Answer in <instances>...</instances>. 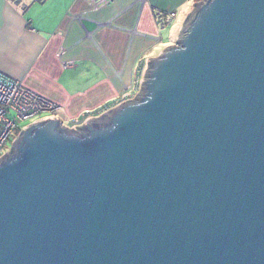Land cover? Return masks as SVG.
Wrapping results in <instances>:
<instances>
[{"label": "water", "instance_id": "obj_1", "mask_svg": "<svg viewBox=\"0 0 264 264\" xmlns=\"http://www.w3.org/2000/svg\"><path fill=\"white\" fill-rule=\"evenodd\" d=\"M142 88L0 159V264H264V0L194 3Z\"/></svg>", "mask_w": 264, "mask_h": 264}, {"label": "crops", "instance_id": "obj_2", "mask_svg": "<svg viewBox=\"0 0 264 264\" xmlns=\"http://www.w3.org/2000/svg\"><path fill=\"white\" fill-rule=\"evenodd\" d=\"M186 0H116L92 12L86 0H45L25 10L0 0V76L58 106L67 125L137 95L166 20ZM175 17V16H174Z\"/></svg>", "mask_w": 264, "mask_h": 264}, {"label": "built area", "instance_id": "obj_3", "mask_svg": "<svg viewBox=\"0 0 264 264\" xmlns=\"http://www.w3.org/2000/svg\"><path fill=\"white\" fill-rule=\"evenodd\" d=\"M45 0H13V3L25 10L34 3H42ZM92 12H97L103 8L112 5L116 0H86ZM165 19L162 15L158 16V23L163 27L170 25L175 14L170 13ZM140 92V89L138 93ZM135 95L119 99L112 105L94 113L85 112L78 118L73 119L66 128L82 126L89 119L99 118L108 110L114 109L125 101H132ZM58 106L53 102L35 94L26 89L18 81L0 76V159L7 153L11 152L12 143L18 135L28 127L23 125L29 122H38L48 118H57L56 113ZM58 119V118H57ZM33 124H30L31 126ZM11 145L10 149L8 146ZM6 150V152H5Z\"/></svg>", "mask_w": 264, "mask_h": 264}, {"label": "rangeland", "instance_id": "obj_4", "mask_svg": "<svg viewBox=\"0 0 264 264\" xmlns=\"http://www.w3.org/2000/svg\"><path fill=\"white\" fill-rule=\"evenodd\" d=\"M205 1L206 0H186L183 5H181L178 9L175 10V17L172 19L170 25L166 24L164 25L165 27L161 29L163 35V43L158 47L157 51H162L165 48L172 47L173 45H175L176 39L177 37H179L178 31L182 26H184L183 21L185 17L193 10V4H203ZM169 14L167 15L168 17L170 16ZM33 123L34 122H29L23 125L29 126ZM10 147L11 145L8 146V149H10Z\"/></svg>", "mask_w": 264, "mask_h": 264}]
</instances>
